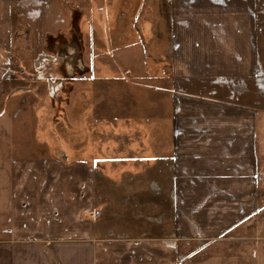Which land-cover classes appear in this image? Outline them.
Wrapping results in <instances>:
<instances>
[{"label": "crops", "instance_id": "crops-1", "mask_svg": "<svg viewBox=\"0 0 264 264\" xmlns=\"http://www.w3.org/2000/svg\"><path fill=\"white\" fill-rule=\"evenodd\" d=\"M84 3L0 0V264H264V0H169L168 170L161 155L143 170L148 153L116 179L107 164L103 200L91 149L66 161L18 147L20 91L4 79L14 38H29L39 71L91 27Z\"/></svg>", "mask_w": 264, "mask_h": 264}, {"label": "rangeland", "instance_id": "rangeland-1", "mask_svg": "<svg viewBox=\"0 0 264 264\" xmlns=\"http://www.w3.org/2000/svg\"><path fill=\"white\" fill-rule=\"evenodd\" d=\"M85 6L95 25L85 24L83 33L73 38L71 31L52 45L56 57L39 71L32 62L29 38H14L12 72L4 79L20 91L15 103L18 147L31 144L35 152L49 149L63 154L66 161L91 149L97 156L99 199L103 200L107 164L114 172L109 175L116 179L115 171L135 163L121 160L148 153L150 160L144 161L143 170L153 165L155 155H161L163 169L168 170L173 93L169 0H86ZM20 25L15 21L14 32H21ZM261 118L258 131L264 132ZM146 173L151 182L154 173ZM121 177L115 182L121 183ZM169 186L161 181L163 190ZM255 192L261 207L264 187ZM249 242L250 237L243 238V245Z\"/></svg>", "mask_w": 264, "mask_h": 264}]
</instances>
